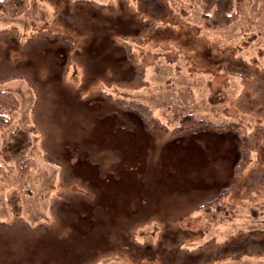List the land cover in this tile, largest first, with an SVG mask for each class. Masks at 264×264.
I'll list each match as a JSON object with an SVG mask.
<instances>
[{"label": "rangeland", "instance_id": "obj_1", "mask_svg": "<svg viewBox=\"0 0 264 264\" xmlns=\"http://www.w3.org/2000/svg\"><path fill=\"white\" fill-rule=\"evenodd\" d=\"M235 9L221 29L190 0L0 14V91L20 104L0 143L34 128L28 174L3 163L0 264H264V0ZM184 115L214 126L173 131Z\"/></svg>", "mask_w": 264, "mask_h": 264}, {"label": "trees", "instance_id": "obj_2", "mask_svg": "<svg viewBox=\"0 0 264 264\" xmlns=\"http://www.w3.org/2000/svg\"><path fill=\"white\" fill-rule=\"evenodd\" d=\"M242 0H190V4L199 9L204 14V24L214 29L224 28L238 19V12L235 9V2ZM252 2V12L257 14L258 10L256 5L259 0H249ZM28 11V0H0V14L15 18L20 15L26 14ZM183 97L182 94H180ZM179 95V97H180ZM188 96V95H187ZM121 108L129 110L133 114L141 117L147 122H155L157 125L162 126L148 109L140 103L133 100L117 99ZM19 101L17 97L10 91H0V133L9 127L19 112ZM203 126L213 127L211 123L205 122L200 119H195L192 115H184L180 118L178 125L173 131H180L186 127ZM231 129L237 130L238 125L230 123ZM34 131L33 127L21 126L12 130L6 138L0 143V183L1 179H5V170L3 163H12L15 165L17 173L20 176H26L32 168L29 158V150L31 148V133ZM242 157L240 163L236 168V174L243 171L249 163V151L246 144L243 146ZM5 186L4 183L0 186V190ZM230 188L220 192L214 199L202 204L198 209L206 210L217 206L223 198L229 193Z\"/></svg>", "mask_w": 264, "mask_h": 264}]
</instances>
